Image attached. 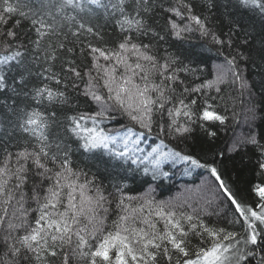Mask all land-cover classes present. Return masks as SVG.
Wrapping results in <instances>:
<instances>
[{"label": "snow or ice", "instance_id": "6c2138e0", "mask_svg": "<svg viewBox=\"0 0 264 264\" xmlns=\"http://www.w3.org/2000/svg\"><path fill=\"white\" fill-rule=\"evenodd\" d=\"M90 2L114 34L79 23L72 35L97 41L81 43V66L60 52H75L63 28L82 0H0V264H70L69 251L81 264H264V132L254 127L255 108L249 131L227 148L254 156L247 197L215 161L166 144L197 131L214 140L229 120L217 103L225 88L252 95L249 63L264 90V0H203L208 14L193 0ZM218 7L232 25L226 40L210 26ZM239 12L259 19L257 52L237 49L212 79L193 83L204 60L182 45L198 33L218 50L232 48L234 31H243L247 46L255 25L246 27ZM169 41L176 51L161 54ZM153 137L159 144L146 152L141 145ZM166 161L206 169L209 179L183 201L157 199L152 182L173 176Z\"/></svg>", "mask_w": 264, "mask_h": 264}, {"label": "trees", "instance_id": "16d2710c", "mask_svg": "<svg viewBox=\"0 0 264 264\" xmlns=\"http://www.w3.org/2000/svg\"><path fill=\"white\" fill-rule=\"evenodd\" d=\"M224 0H217L218 4H223ZM193 3L197 5V10L207 13V9L203 7V0H193ZM83 11L80 10H69L68 15H73L76 17L74 21H64L63 32L67 33V40L65 44L67 48H74V53H67L61 50L60 56L61 60L64 59H76L78 64H81L83 57L79 55V50L81 43L87 45L91 40L93 43L97 41L90 35H80L79 38L72 35V32L77 31L79 23H83L85 27L94 26L99 28L105 35L107 39L110 35H113V24L105 19L103 15V10L98 8L96 5L91 4L90 0H82ZM159 13V9H157ZM214 15L212 17L213 23L210 25L217 35L222 39L228 38V33L232 29L228 21V17L225 15V10L223 7H218L213 9ZM237 19H241L244 25L247 27L254 23L255 30L249 27L248 30L252 31V35L248 37L249 44L247 46L242 44V41L246 38L245 32H235L232 36L233 46L229 48L227 46L218 50V46L213 44L209 38H201L198 33H194L191 39L186 41L182 47L187 49L195 47V50L201 54L204 63L201 65L203 69V75H201L200 80H193V83H200L204 79H212L215 75L216 67L218 65L225 64V57L230 54H235L237 49L244 51L251 50L255 54L259 48L260 40L262 39L260 34V24L259 19L256 18L255 21L250 18L247 13L239 12L234 13ZM160 24H163V18L159 17ZM83 31V30H81ZM63 39V37H61ZM172 42L161 43L159 48L161 49V54H163L164 49L170 51H176V47H170ZM177 47H180L177 44ZM61 60L55 62L53 68L54 71H59L61 66ZM244 65L241 64V67ZM34 71H42L38 66ZM259 69L249 63L246 70V76L250 82L255 83L252 95L249 96L247 92L243 95L237 87L225 88L222 95L224 96L223 101H217L221 105V108H228L229 120L226 126H221L216 129L217 137L214 140H209L201 132L197 131L191 139H189L184 144H177L175 142L168 143L169 148H175L177 151H183L191 153L198 158H202L208 163L215 161V166L222 172L223 178L227 183L230 184L233 191L237 193L238 196L247 197L249 183L255 178L254 177V156L251 151L248 153H232L227 152L228 146L231 144L232 139L236 136L246 134L249 131L248 117L250 116L249 109L255 108L256 120L255 129L264 132V90L260 88L261 77L258 75ZM191 79V78H190ZM82 86V85H81ZM69 92L73 93L71 86L69 85ZM74 94V93H73ZM11 95V93H8ZM212 95H215L213 92ZM4 94H0V100H3ZM9 103L12 101L9 100ZM80 108L83 110L86 105L83 103V98H81ZM233 113H235V118L233 119ZM159 144V140L149 138L144 144L141 145L146 152L151 151L152 147ZM167 150V149H165ZM224 150L225 155L223 158L218 156V153ZM165 171L171 169L173 176L170 180H164L161 184L160 181L152 182V187L155 188L154 195L157 199L165 200H175L176 202L188 199L191 196L186 190H191L195 192L199 189L205 181L209 179V174L206 169H194L189 172H185V164L183 162L177 161L175 164L172 161H166L164 165ZM150 179V176L148 177ZM160 184V187H156ZM129 187L133 189H139V183L133 185L129 183ZM197 187V188H196ZM212 191H215L214 185L212 186ZM135 194V193H133ZM189 197H188V196ZM222 199V198H221ZM227 204L222 208V211L227 210ZM213 221L217 220V217H211ZM70 264H81L69 251ZM56 264H60L59 260Z\"/></svg>", "mask_w": 264, "mask_h": 264}, {"label": "rangeland", "instance_id": "374dc122", "mask_svg": "<svg viewBox=\"0 0 264 264\" xmlns=\"http://www.w3.org/2000/svg\"><path fill=\"white\" fill-rule=\"evenodd\" d=\"M200 186H203V184L202 185H200ZM197 188V187H196ZM197 190V189H196ZM189 192V191H188ZM193 192V191H192ZM191 191L189 192V193H192ZM188 196V195H187ZM189 197V196H188Z\"/></svg>", "mask_w": 264, "mask_h": 264}]
</instances>
